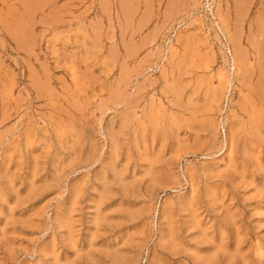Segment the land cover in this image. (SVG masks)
Wrapping results in <instances>:
<instances>
[{
	"label": "rangeland",
	"instance_id": "374dc122",
	"mask_svg": "<svg viewBox=\"0 0 264 264\" xmlns=\"http://www.w3.org/2000/svg\"><path fill=\"white\" fill-rule=\"evenodd\" d=\"M263 26L264 0H0V264H264Z\"/></svg>",
	"mask_w": 264,
	"mask_h": 264
},
{
	"label": "bare ground",
	"instance_id": "6f19581e",
	"mask_svg": "<svg viewBox=\"0 0 264 264\" xmlns=\"http://www.w3.org/2000/svg\"><path fill=\"white\" fill-rule=\"evenodd\" d=\"M132 4V3H131ZM11 8V7H10ZM126 9V8H125ZM132 10V9H131ZM149 10V9H148ZM241 11V10H240ZM147 15V14H146ZM260 15H262V14H260ZM259 15V16H260ZM20 17H22V16H20ZM262 17V16H261ZM261 17H259V18H261ZM28 24V23H27ZM25 25V24H24ZM15 26V25H14ZM264 27V26H263ZM16 29V28H15ZM19 34V33H18ZM264 42V41H263ZM262 67V66H261ZM264 67V66H263ZM263 72V71H262ZM264 78V77H263ZM263 78H261V79H263ZM182 81V80H181ZM264 81V80H263ZM172 82V81H171ZM202 83V82H201ZM170 84V83H169ZM187 85V84H186ZM258 86V85H257ZM261 91V90H260ZM259 91V92H260ZM182 92V91H181ZM256 92V91H255ZM264 100V99H263ZM177 103V102H176ZM187 104V103H186ZM253 104V103H252ZM190 105H191V103H190ZM199 106V105H198ZM195 112V111H194ZM139 126V125H138Z\"/></svg>",
	"mask_w": 264,
	"mask_h": 264
}]
</instances>
